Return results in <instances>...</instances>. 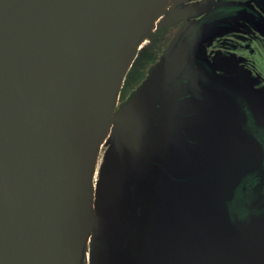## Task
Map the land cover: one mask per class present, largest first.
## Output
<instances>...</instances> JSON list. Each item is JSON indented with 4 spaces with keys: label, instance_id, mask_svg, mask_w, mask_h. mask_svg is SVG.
<instances>
[{
    "label": "rangeland",
    "instance_id": "374dc122",
    "mask_svg": "<svg viewBox=\"0 0 264 264\" xmlns=\"http://www.w3.org/2000/svg\"><path fill=\"white\" fill-rule=\"evenodd\" d=\"M170 1L137 54L184 25L120 114L118 92L104 105L90 228L63 204L51 264H264V0Z\"/></svg>",
    "mask_w": 264,
    "mask_h": 264
},
{
    "label": "water",
    "instance_id": "95a60500",
    "mask_svg": "<svg viewBox=\"0 0 264 264\" xmlns=\"http://www.w3.org/2000/svg\"><path fill=\"white\" fill-rule=\"evenodd\" d=\"M159 2L0 0V264H51L63 178Z\"/></svg>",
    "mask_w": 264,
    "mask_h": 264
},
{
    "label": "bare ground",
    "instance_id": "6f19581e",
    "mask_svg": "<svg viewBox=\"0 0 264 264\" xmlns=\"http://www.w3.org/2000/svg\"><path fill=\"white\" fill-rule=\"evenodd\" d=\"M170 3V0H160V17H162L170 9ZM160 17L156 22L160 20ZM152 24L153 23H151L149 27H152ZM142 45L140 48H142ZM135 52V49H133L130 52L129 57ZM95 117L96 116L93 115L92 118H90L91 126L88 132L82 136L78 144V148L83 152L84 157L74 169L69 171L68 174L64 176V183L61 191L63 194L65 209L67 211L66 214L68 216V224L70 225L69 228L73 231H80V237L78 239L81 240L84 239V236L88 233L90 228L86 218L88 213L86 201L90 199V188L87 185V181L89 179L86 181V178L88 177V171H90V165L93 163L96 151L100 148L98 141L100 137L99 129L101 121L97 119L95 120ZM87 192L89 193L88 196H86Z\"/></svg>",
    "mask_w": 264,
    "mask_h": 264
},
{
    "label": "trees",
    "instance_id": "16d2710c",
    "mask_svg": "<svg viewBox=\"0 0 264 264\" xmlns=\"http://www.w3.org/2000/svg\"><path fill=\"white\" fill-rule=\"evenodd\" d=\"M183 25L184 21H180L175 25L159 28L154 35L149 37V44L141 49L125 77L123 86L120 90L117 106L114 109L115 114L119 115L122 108L132 100L136 93L145 84L153 69L170 48Z\"/></svg>",
    "mask_w": 264,
    "mask_h": 264
},
{
    "label": "flooded vegetation",
    "instance_id": "af4514ba",
    "mask_svg": "<svg viewBox=\"0 0 264 264\" xmlns=\"http://www.w3.org/2000/svg\"><path fill=\"white\" fill-rule=\"evenodd\" d=\"M176 19H178V18L173 19V22H171L169 25H166V26H172V25H175V24L179 23L180 21H183V19H181V20H176ZM166 26H161V27H159V28L166 27ZM159 28H158V29H159ZM158 29H156V30H158ZM156 32H157V31H155L153 34H149V35H147V36L150 37V36L154 35ZM144 43H145V42H144ZM138 54H139V53H138ZM138 54H137V56H138ZM137 56H136V58H137Z\"/></svg>",
    "mask_w": 264,
    "mask_h": 264
}]
</instances>
